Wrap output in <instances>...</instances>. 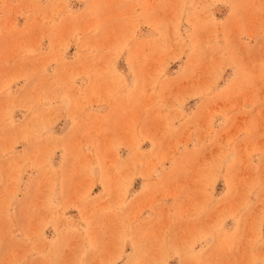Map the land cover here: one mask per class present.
Here are the masks:
<instances>
[{
	"label": "rangeland",
	"instance_id": "374dc122",
	"mask_svg": "<svg viewBox=\"0 0 264 264\" xmlns=\"http://www.w3.org/2000/svg\"><path fill=\"white\" fill-rule=\"evenodd\" d=\"M0 264H264V0H0Z\"/></svg>",
	"mask_w": 264,
	"mask_h": 264
}]
</instances>
